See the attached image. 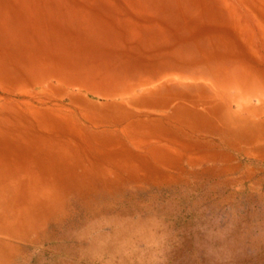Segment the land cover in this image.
I'll use <instances>...</instances> for the list:
<instances>
[{"label":"rangeland","instance_id":"1","mask_svg":"<svg viewBox=\"0 0 264 264\" xmlns=\"http://www.w3.org/2000/svg\"><path fill=\"white\" fill-rule=\"evenodd\" d=\"M263 23L264 0H0V137L27 139L0 160L32 154L0 177V264H264Z\"/></svg>","mask_w":264,"mask_h":264},{"label":"crops","instance_id":"2","mask_svg":"<svg viewBox=\"0 0 264 264\" xmlns=\"http://www.w3.org/2000/svg\"><path fill=\"white\" fill-rule=\"evenodd\" d=\"M258 27H259L258 30L264 32V23L263 24H258ZM124 72L127 74V73H130V70L128 69V70H126ZM10 130H12V129H10ZM21 140L26 142L27 139H26V136H22L20 133H19V138H16V136H15L14 139H8L6 137H0V151H3V149L4 150L8 149L11 145H13V146L15 145L16 146L18 144H21L20 143ZM31 156H32V154L29 151V156L27 157V159H29V158L31 159ZM0 157H1V153H0ZM32 159L36 162V160L34 159V156L32 157ZM29 160L28 161H23V162L21 161L20 163H16V164H12V165L7 163V162H4V161L0 160V167L9 166V167H6V168H0V177L3 178V181H5L7 183H11V182H27L25 180V177H24L25 175H23L22 178L15 179L13 181L11 180V175H15V176H20L21 177L22 172L28 171L29 168L31 167L30 164H29L30 163ZM41 173H42V171H41ZM36 176H37V174L35 173V177ZM40 177H41V175H40ZM21 179H23L24 181H21ZM37 180L38 179H33L31 181H37Z\"/></svg>","mask_w":264,"mask_h":264},{"label":"bare ground","instance_id":"3","mask_svg":"<svg viewBox=\"0 0 264 264\" xmlns=\"http://www.w3.org/2000/svg\"><path fill=\"white\" fill-rule=\"evenodd\" d=\"M70 71L74 72V71L71 70V69H70ZM79 76L81 77V74L78 75V78H79ZM70 77H71L72 79H77V80H78L77 76H76L74 73H72ZM77 80H73V81H77ZM75 83H76V82H75ZM72 84H73V83H72ZM14 157H15V155H13L12 158H14ZM12 158H11V159H12ZM14 163H15V161H13L11 164H14ZM6 167H9V166H3V167H0V168H6Z\"/></svg>","mask_w":264,"mask_h":264}]
</instances>
